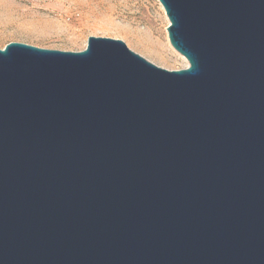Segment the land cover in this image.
Segmentation results:
<instances>
[{"label": "water", "instance_id": "obj_1", "mask_svg": "<svg viewBox=\"0 0 264 264\" xmlns=\"http://www.w3.org/2000/svg\"><path fill=\"white\" fill-rule=\"evenodd\" d=\"M158 2L185 69L0 49V264H264V0Z\"/></svg>", "mask_w": 264, "mask_h": 264}, {"label": "rangeland", "instance_id": "obj_2", "mask_svg": "<svg viewBox=\"0 0 264 264\" xmlns=\"http://www.w3.org/2000/svg\"><path fill=\"white\" fill-rule=\"evenodd\" d=\"M168 24L158 0H0V49L15 42L80 52L89 37L108 38L161 69H185Z\"/></svg>", "mask_w": 264, "mask_h": 264}]
</instances>
